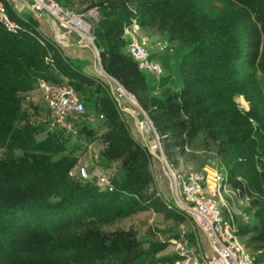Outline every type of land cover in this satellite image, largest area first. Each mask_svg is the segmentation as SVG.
I'll list each match as a JSON object with an SVG mask.
<instances>
[{
    "label": "trees",
    "instance_id": "1",
    "mask_svg": "<svg viewBox=\"0 0 264 264\" xmlns=\"http://www.w3.org/2000/svg\"><path fill=\"white\" fill-rule=\"evenodd\" d=\"M56 1L72 8L74 0ZM93 8L100 13L92 40L103 71L145 111L168 164L198 136L214 149L228 183L251 197L253 226L240 231L253 232L247 249L264 264V0H96L85 10ZM132 20L183 52L178 90L154 93L146 73L127 55L124 28ZM17 21L16 33L0 26V264L181 259L178 253L157 259L168 240L144 242L132 228L100 229L150 209L181 217L151 188L152 155L118 110L107 78L83 73L33 17ZM64 78L89 114L103 116L105 132L90 124L77 131L87 130L88 144L100 140L101 159L118 164L110 187L71 175L78 162L76 148L66 146L71 133L48 131L38 120L44 117L23 107L39 81ZM239 96L248 111L239 108Z\"/></svg>",
    "mask_w": 264,
    "mask_h": 264
},
{
    "label": "built area",
    "instance_id": "2",
    "mask_svg": "<svg viewBox=\"0 0 264 264\" xmlns=\"http://www.w3.org/2000/svg\"><path fill=\"white\" fill-rule=\"evenodd\" d=\"M25 10H29L38 18L45 15L50 17L63 30V33L58 35L56 44L62 42L66 33L77 34L93 50L96 62L100 65L98 52L92 40V25L85 21V14L62 6L56 0H0V26L8 32L16 33L19 30L17 19H24ZM95 12V9H90L86 14L95 19ZM139 29L136 20H132L124 28L127 39L125 51L140 71L159 79L163 74V68L152 59L146 43L139 38ZM166 48V44L158 40L153 49L156 53H161ZM101 71L111 83V95L118 110L132 115L137 130L144 137H152L153 143L145 142V145L149 152L153 149H158L160 152L174 206L190 217L194 228L199 230L210 244L211 252L208 256H204L194 254L191 249L188 251L183 241L184 243L176 246L177 253L182 258L170 264H258L255 255L238 238L235 216L242 215L246 219L247 215L231 210L224 197L237 199L240 203L248 198L246 196L242 198L239 188H230L224 174L213 163L204 166L201 172H190L186 175L171 168L162 153L158 136L145 111L138 105L133 95L109 77L102 68ZM37 89L47 109L46 117L41 119L39 117L38 120L46 123L48 131L64 130L75 133L76 125L85 113V104L69 80L64 78L60 83L41 80ZM236 101L241 110H249L248 103L242 96ZM99 118L102 119L103 116L99 115ZM74 174L76 173L72 171L71 175ZM76 176L82 180L92 178L85 167H79ZM112 176V171L106 168L96 175L93 179L94 184L98 187H110ZM223 210L226 211L227 216L223 215Z\"/></svg>",
    "mask_w": 264,
    "mask_h": 264
},
{
    "label": "rangeland",
    "instance_id": "3",
    "mask_svg": "<svg viewBox=\"0 0 264 264\" xmlns=\"http://www.w3.org/2000/svg\"><path fill=\"white\" fill-rule=\"evenodd\" d=\"M96 0H74L72 9L75 11L85 14V21L91 24L93 27L98 22L100 18V13L95 8V19H92L86 13V8L90 4ZM146 34V33H145ZM159 35V34H158ZM159 41L166 44L167 48L161 52L155 54L152 59L158 62L161 67L163 68V74L158 79L160 85H163L157 91L156 94H160L167 88H171L173 90H178L180 87V78L177 72V65L178 61L181 58L183 52L181 50L176 49L175 44L169 43L168 40L163 35H159ZM97 50V49H96ZM104 77V76H103ZM42 99V98H41ZM42 108H36L35 112L34 108L27 107L31 112L36 113V115H41V117H46L47 109L45 104L41 106ZM89 114V111L85 107V113L79 119V123L76 127L77 133H71L66 146L69 149L76 148L74 151V156L78 158V162L76 165L75 170L73 173L75 176L77 175V171L79 167H85L90 176L95 179L96 172H101L102 170L108 168L112 171L113 175L116 176L118 174V164L117 163H106L104 160L101 159L98 154V149L100 147V142L98 140L93 141L89 144L87 141V130L81 131V134H78V131L82 129L83 126H87L86 117ZM78 130V131H77ZM80 132V131H79ZM153 153L156 154V157L162 162V157L158 149H153ZM176 162L172 165L168 164L171 168L179 171L182 174H188L190 172H201L203 167L213 163L215 166L218 167V159L216 158V154L212 147L204 146L202 136L196 137L185 149L184 151L177 152L176 155ZM153 161L151 163V172L153 171ZM164 171L166 173L165 166L163 164ZM167 174V173H166ZM224 174V173H223ZM153 176V175H152ZM226 178V182L228 183L227 176L224 174ZM155 180L152 179L151 181V188L157 190V185L154 182ZM230 188H234L232 183H228ZM158 191V190H157ZM159 192V191H158ZM161 195V204L163 203L164 206L170 208V206H174V200L170 191V188H166L163 193L159 192ZM242 198L246 196L248 199H245L244 202L240 203L237 199L225 198L226 203L229 205L231 210H235L236 212H242L247 215V218L244 219L242 215L235 216V222L238 228V238L240 242L245 245L246 248H249V239L254 235L253 232L247 234H241V228L246 229V231H250L251 227L253 226V216L251 214L250 202L251 197L246 192H242ZM174 212L181 217V220H176L174 217L168 218L165 217L163 211H157L156 209H150L146 211L138 212L134 215H131L125 219L117 221L114 224H103L100 225V229L105 232L113 231L116 229H129L132 228L136 231L137 237L144 242L147 241H156V240H169L174 239L175 242L173 246H177V244L184 243L183 241L186 239L188 241L187 248L188 251L190 249L194 252V254L199 255V248L196 244L190 243V236L189 234L192 233L194 230V225L189 216L181 213L176 207L174 206ZM223 215L227 216L226 211L223 210ZM172 245V243H170ZM170 245V246H171ZM192 245V246H191ZM195 245V246H194ZM249 250H251L249 248ZM168 253L170 255L176 254L178 252L177 248L174 247L168 249ZM177 251V252H176ZM182 258V257H181Z\"/></svg>",
    "mask_w": 264,
    "mask_h": 264
},
{
    "label": "crops",
    "instance_id": "4",
    "mask_svg": "<svg viewBox=\"0 0 264 264\" xmlns=\"http://www.w3.org/2000/svg\"><path fill=\"white\" fill-rule=\"evenodd\" d=\"M24 13H25V16L33 17L37 21L38 29L40 30V32L47 38L53 40L54 42L56 41L58 35L63 33V30L60 29L50 17L45 15V16L38 18L34 14H32L29 10H25ZM138 36L142 41L146 43V46L149 48L152 54V57L155 54H157L153 49L155 42L159 40V35L157 33L149 29H146V28H140L138 32ZM57 44L61 48L64 56L70 61H72L74 64H76L82 70L83 73H85L86 75L92 76V77H96V78L103 77V74L101 71L102 67L96 62L93 50L86 43H84L77 34L66 33L62 42L57 43ZM146 77L149 81V85L153 87L154 93L155 91H157L159 88L163 86V85H160L161 82L159 83L158 79H156L153 75L146 74ZM43 104L44 103L41 99L40 91L38 89H34L30 91L29 93H27L25 95V99L23 100V107H31V108L33 107L34 109L36 108L41 109L42 108L41 106ZM125 114H126V119L130 123L138 140L144 144L145 142L148 144H152L153 143L152 137L151 136L144 137L137 130L136 125L134 123V118L132 117V115L129 113H125ZM86 119H87V124H90L96 127L99 131V134L105 132L106 130L105 126L103 125L102 120L96 114L91 113ZM98 141L100 142V140ZM89 147H90V144L88 148ZM102 148H103V145L100 142L98 154H100V151L102 150ZM150 154L152 155V161L154 162L153 163L154 173L152 174L153 175L152 179L155 180L154 182L157 185V190L163 193V191L166 190L167 187L169 188L168 176L164 171L163 164L156 157V154L153 153L152 151L150 152ZM98 173L99 172H96L95 174L97 175ZM194 230L195 231H192V233L189 234L190 243L191 244L194 243L195 245L197 244L199 248V253L203 254L204 256H208L211 252L209 242L199 230L195 228ZM168 241L170 242L167 248L157 256V259L170 255L168 253L169 248L174 247L176 249V247L173 246L175 240L169 239ZM184 241H185V246L187 248L186 244L188 243V241H186V239ZM170 243H172V245ZM151 264H170V263L154 262Z\"/></svg>",
    "mask_w": 264,
    "mask_h": 264
}]
</instances>
